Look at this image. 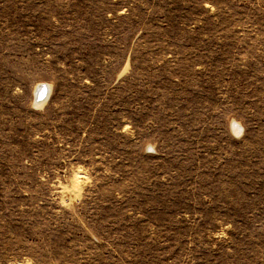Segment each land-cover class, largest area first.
Wrapping results in <instances>:
<instances>
[{"label": "rangeland", "instance_id": "374dc122", "mask_svg": "<svg viewBox=\"0 0 264 264\" xmlns=\"http://www.w3.org/2000/svg\"><path fill=\"white\" fill-rule=\"evenodd\" d=\"M0 264H264V0H0Z\"/></svg>", "mask_w": 264, "mask_h": 264}, {"label": "bare ground", "instance_id": "6f19581e", "mask_svg": "<svg viewBox=\"0 0 264 264\" xmlns=\"http://www.w3.org/2000/svg\"><path fill=\"white\" fill-rule=\"evenodd\" d=\"M43 87V88H42ZM42 89V90H41ZM44 89V90H43ZM49 92H50V89H48V87L47 86H44V85H40L39 86V88H38V90H37V97H39L40 96V98H42V100H40V101H38L37 100V97H36V101H37V106H40L41 104H44V100H45V98L47 97V95L49 94ZM240 130V128L238 127L237 128V131H239Z\"/></svg>", "mask_w": 264, "mask_h": 264}, {"label": "water", "instance_id": "95a60500", "mask_svg": "<svg viewBox=\"0 0 264 264\" xmlns=\"http://www.w3.org/2000/svg\"><path fill=\"white\" fill-rule=\"evenodd\" d=\"M43 88V87H42ZM42 90V89H41ZM44 90V89H43ZM37 100L38 101H40V100H42V98H40V96L39 97H37Z\"/></svg>", "mask_w": 264, "mask_h": 264}]
</instances>
